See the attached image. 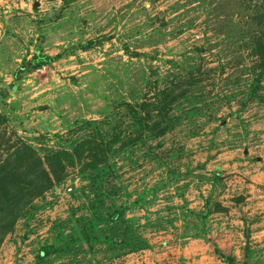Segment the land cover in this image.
<instances>
[{
	"label": "rangeland",
	"instance_id": "obj_1",
	"mask_svg": "<svg viewBox=\"0 0 264 264\" xmlns=\"http://www.w3.org/2000/svg\"><path fill=\"white\" fill-rule=\"evenodd\" d=\"M17 151L0 264H264V0H0Z\"/></svg>",
	"mask_w": 264,
	"mask_h": 264
},
{
	"label": "trees",
	"instance_id": "obj_2",
	"mask_svg": "<svg viewBox=\"0 0 264 264\" xmlns=\"http://www.w3.org/2000/svg\"><path fill=\"white\" fill-rule=\"evenodd\" d=\"M94 47V44L92 43H87L86 45H82L80 46V50L82 51H89L90 49H92ZM53 62V60L49 57L46 56H40V55H36L34 56L29 62H27V64H25L20 70H18L16 72L15 77L18 78L20 77V73L22 72H27L30 70H38L41 69L42 67L48 66L49 64H51ZM258 87V81H254L251 84V88H250V92H253L256 88ZM12 91L14 90L13 88L11 89ZM28 149V148H26ZM18 151L16 152L15 156L13 157L14 161H13V166H0V202H5V201H9V198L12 197L13 194H15V191L18 190H22V188H18V187H14L13 186V181L16 175H22L26 178H28L30 176L29 171L30 170H17V164L20 162L18 159L21 160V158H18L17 156ZM65 157V154L63 155ZM117 216V215H116ZM114 216V217H116ZM116 221V218L112 219V222ZM221 260L224 263H228L230 264V260L228 258L222 257L221 256ZM232 263V262H231Z\"/></svg>",
	"mask_w": 264,
	"mask_h": 264
}]
</instances>
